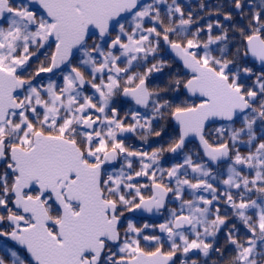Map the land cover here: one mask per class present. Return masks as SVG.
Returning a JSON list of instances; mask_svg holds the SVG:
<instances>
[{"label": "snow or ice", "instance_id": "obj_1", "mask_svg": "<svg viewBox=\"0 0 264 264\" xmlns=\"http://www.w3.org/2000/svg\"><path fill=\"white\" fill-rule=\"evenodd\" d=\"M0 264H264V0H0Z\"/></svg>", "mask_w": 264, "mask_h": 264}, {"label": "flooded vegetation", "instance_id": "obj_2", "mask_svg": "<svg viewBox=\"0 0 264 264\" xmlns=\"http://www.w3.org/2000/svg\"><path fill=\"white\" fill-rule=\"evenodd\" d=\"M186 3H189L191 4L192 6V9L194 11L197 10V5L201 2V0H185ZM205 4L206 5H210V6H214L216 4H222V3H225V0H204ZM201 23H203V21H201ZM161 55H164V53H161ZM167 57L168 59L171 61L172 58L174 57V54H172L170 51L167 53ZM178 61H176L175 63H173V67H177L178 66ZM257 67H259V65H257ZM118 107H122V110L123 111H127V109L129 107H131V104L130 103H127V104H118L117 105ZM165 124H167V122H165ZM167 141H168V137L165 136L163 138H158V137H150L149 140L147 141V143L139 140L138 137L136 136H133L130 141H126V142H130L133 146H136V147H144V148H155V147H158L160 146L161 144H163L165 147L167 146ZM196 144L194 143H191L189 146L190 147H193L195 146ZM183 157H179V159H182ZM174 162H177V159L175 156L171 155L170 153H165L164 154V157H163V160H162V163L164 164L165 167H168L170 166L171 163H174ZM170 206H175L174 204L173 205H170ZM139 214H130L131 218H133L136 222H138V224H143L145 222L147 223H161L163 222V216H160V215H150V216H145L143 214H141L140 212H137ZM166 215V214H165Z\"/></svg>", "mask_w": 264, "mask_h": 264}, {"label": "water", "instance_id": "obj_3", "mask_svg": "<svg viewBox=\"0 0 264 264\" xmlns=\"http://www.w3.org/2000/svg\"><path fill=\"white\" fill-rule=\"evenodd\" d=\"M172 54H174V53H172ZM130 135H131V134H129V136H130ZM192 141H195V142L198 143V141H196L195 138H192ZM136 214H139V213H136ZM141 214H143V215H152V214H148V213H141Z\"/></svg>", "mask_w": 264, "mask_h": 264}]
</instances>
